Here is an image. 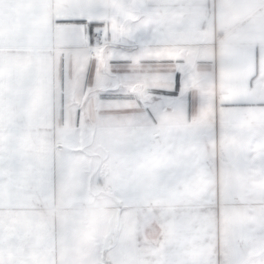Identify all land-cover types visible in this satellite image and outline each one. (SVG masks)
Listing matches in <instances>:
<instances>
[{
  "label": "snow or ice",
  "instance_id": "obj_1",
  "mask_svg": "<svg viewBox=\"0 0 264 264\" xmlns=\"http://www.w3.org/2000/svg\"><path fill=\"white\" fill-rule=\"evenodd\" d=\"M0 264H264V0H0Z\"/></svg>",
  "mask_w": 264,
  "mask_h": 264
}]
</instances>
